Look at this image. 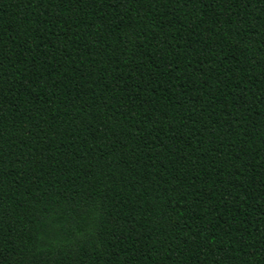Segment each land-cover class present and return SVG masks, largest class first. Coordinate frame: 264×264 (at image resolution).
Here are the masks:
<instances>
[{"label": "trees", "instance_id": "trees-1", "mask_svg": "<svg viewBox=\"0 0 264 264\" xmlns=\"http://www.w3.org/2000/svg\"><path fill=\"white\" fill-rule=\"evenodd\" d=\"M0 264H264V0H0Z\"/></svg>", "mask_w": 264, "mask_h": 264}]
</instances>
